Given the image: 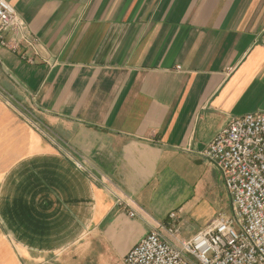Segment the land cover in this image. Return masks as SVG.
Listing matches in <instances>:
<instances>
[{"label":"crops","instance_id":"obj_1","mask_svg":"<svg viewBox=\"0 0 264 264\" xmlns=\"http://www.w3.org/2000/svg\"><path fill=\"white\" fill-rule=\"evenodd\" d=\"M8 1L0 264H123L154 228L228 215L202 152L264 112V0Z\"/></svg>","mask_w":264,"mask_h":264},{"label":"built area","instance_id":"obj_2","mask_svg":"<svg viewBox=\"0 0 264 264\" xmlns=\"http://www.w3.org/2000/svg\"><path fill=\"white\" fill-rule=\"evenodd\" d=\"M25 27L13 5L0 0V44L17 51L5 32ZM202 154L224 179L230 214L219 215L187 240L178 238L175 227L167 233L154 228L123 264H264V112L233 117ZM118 201L127 203L122 197Z\"/></svg>","mask_w":264,"mask_h":264},{"label":"rangeland","instance_id":"obj_3","mask_svg":"<svg viewBox=\"0 0 264 264\" xmlns=\"http://www.w3.org/2000/svg\"><path fill=\"white\" fill-rule=\"evenodd\" d=\"M225 211L224 213L225 214H229L230 210H231V207H230V199L226 198L225 200Z\"/></svg>","mask_w":264,"mask_h":264}]
</instances>
